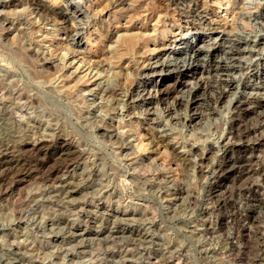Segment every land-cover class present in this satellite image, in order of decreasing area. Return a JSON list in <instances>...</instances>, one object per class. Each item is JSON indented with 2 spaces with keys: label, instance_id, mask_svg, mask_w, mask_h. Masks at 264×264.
Instances as JSON below:
<instances>
[{
  "label": "rangeland",
  "instance_id": "obj_1",
  "mask_svg": "<svg viewBox=\"0 0 264 264\" xmlns=\"http://www.w3.org/2000/svg\"><path fill=\"white\" fill-rule=\"evenodd\" d=\"M239 95L264 98V0H0V264H264V141L217 169Z\"/></svg>",
  "mask_w": 264,
  "mask_h": 264
},
{
  "label": "bare ground",
  "instance_id": "obj_2",
  "mask_svg": "<svg viewBox=\"0 0 264 264\" xmlns=\"http://www.w3.org/2000/svg\"><path fill=\"white\" fill-rule=\"evenodd\" d=\"M10 1H12V0H10ZM37 1V0H36ZM116 1V0H115ZM231 4V3H230ZM58 6H60V5H58ZM194 7V6H193ZM47 8V7H46ZM62 8V7H61ZM124 9V8H123ZM69 14V13H68ZM84 14V13H83ZM192 14V13H191ZM189 18V17H188ZM202 18V17H201ZM226 24V23H225ZM79 25V24H78ZM74 26V25H73ZM80 32V31H79ZM227 32V31H226ZM76 33V32H75ZM228 34V33H227ZM130 35V34H129ZM133 37L132 36H128L127 38H126V40H127V44L130 46V44L131 43H133L134 41H133ZM133 41V42H132ZM78 42V41H77ZM135 43V42H134ZM125 45V44H124ZM133 45V44H132ZM202 46V45H201ZM234 46V45H233ZM165 47V46H164ZM223 50H224V48H223ZM70 53V52H69ZM196 53V52H195ZM192 58V57H191ZM74 60V59H73ZM70 61H72V60H70ZM81 61V60H80ZM193 62V61H192ZM233 63V62H232ZM227 64V63H226ZM168 64L167 63H161L160 64V68L161 69H163V70H171V71H174L176 74H180V73H183V71L184 70H187V71H190L191 69H193V68H195L194 66H190V65H186L185 67H183V65H178V64H173V66L171 65L170 67H168L167 66ZM146 66V65H145ZM229 66V65H228ZM159 68V69H160ZM153 69V68H152ZM155 69V68H154ZM218 69H222V65L221 64H219L218 62L217 63H214V65L212 66V68H211V70L210 71H208L207 72V75H205V76H202V80H201V82H203V84L205 85H203L204 87H206L207 89L211 86L210 84H209V74H210V72H212V71H214V70H218ZM223 70V69H222ZM156 72V71H155ZM169 72V71H168ZM218 72V71H217ZM220 72V71H219ZM97 73V72H96ZM95 73V74H96ZM147 73V72H146ZM93 74V73H92ZM94 74V75H95ZM98 74V73H97ZM201 74V73H200ZM206 74V73H205ZM204 75V74H203ZM211 75V74H210ZM217 75V74H216ZM91 76V75H90ZM97 76V75H96ZM95 76V77H96ZM201 76V75H200ZM91 77H94V76H91ZM100 80V79H99ZM192 83H194V82H192ZM198 83V82H197ZM235 83V82H234ZM95 85H96V83H94ZM190 84V83H189ZM98 85V84H97ZM197 84L195 83V85L193 86V84H192V86H191V88H194L195 86H196ZM190 87V86H189ZM191 88H188V89H191ZM212 88H214V87H212ZM224 88V87H223ZM187 89V91L190 93V90H188ZM159 90V89H158ZM126 95V94H125ZM180 97V96H179ZM193 97V96H192ZM263 97V96H262ZM176 98V97H175ZM182 98H183V96H182ZM191 99V98H190ZM231 99V98H230ZM176 100V99H175ZM170 102V101H169ZM176 102V101H175ZM180 102H181V100H180ZM180 102H178V103H180ZM256 104L257 106H259V107H261V106H264V98H261V99H259V98H257L256 96H254V95H251V96H243V95H239L238 97H236L233 101H232V103H231V109H232V114H231V116L232 115H236L237 117L236 118H234V124H232V125H234L232 128L233 129H230L231 130V132H230V130H229V133L231 134V139H233L230 143H229V141L227 142V144H229L230 145V147L231 148H233V149H236V150H238L239 152H240V155L239 156H237V157H235V158H233L232 156H225L224 158H223V160L219 163V165L217 166V169L219 170V172L220 171H222V172H225V173H228V174H232V173H234V172H236V170H240V168H241V165H239L237 162H248L249 160L247 159L248 157H249V154H248V156L246 155L247 154V151H252L253 149H256V148H258V147H260L261 145H263V141H264V133H263V131H264V115L262 116V114H259V113H254V114H257L256 116L257 117H259V121L258 122H256L255 121V123L253 124H249V122L247 123V121H248V118L249 117H247L250 113H251V111H253L254 109H252V107L251 106H254V105H252V104ZM229 104V103H228ZM230 109V108H229ZM257 109V108H256ZM237 111H239V112H237ZM237 112V113H236ZM256 112V111H255ZM261 113H263V111L261 112ZM253 114V115H254ZM171 115V114H170ZM175 116H177V115H175ZM183 116V115H182ZM250 119V118H249ZM256 119V118H255ZM176 120H178V119H176ZM231 128V127H230ZM258 130H260V133H258L257 134V131ZM250 133H256L257 135L250 141V142H247L246 140H248L250 137H248V134H250ZM246 136L248 137V139L246 138ZM163 137V136H162ZM243 138H246L245 139V141L244 140H242ZM18 139V138H17ZM16 139V140H17ZM47 139V138H46ZM165 139V138H164ZM228 139V138H227ZM236 139V140H235ZM27 140V139H26ZM229 140V139H228ZM35 141V140H34ZM37 142H31V143H24L23 144V147L25 148H28L31 152H33V154H37L38 155V152L37 151H39L40 152V144H41V141L40 142H38L39 140H36ZM216 143V142H215ZM141 144V143H140ZM18 147V146H17ZM16 147V148H17ZM68 147H69V145H68ZM68 147H66V148H61L60 149V151H59V153H57L58 154V156H57V159H55V162L53 163V161H52V163H53V165H52V167L50 168V169H48L47 171H46V177L45 178H47L48 177V180L49 181H59L60 180V176H59V172H61L62 170H65V169H68L69 168V166L72 164V153H73V150H72V152L69 150V148ZM22 148V147H21ZM5 149V148H4ZM3 149V150H4ZM7 149V148H6ZM6 149H5V151H6ZM20 149V148H19ZM23 149V148H22ZM2 150V151H3ZM1 151V152H2ZM27 151V150H26ZM188 151V150H187ZM258 151V150H257ZM0 152V153H1ZM12 152H14V150H12ZM15 152H16V150H15ZM203 152V151H202ZM252 152H254V151H252ZM233 153V152H232ZM235 153V152H234ZM259 153V152H258ZM18 154V153H17ZM203 154V153H202ZM236 154V153H235ZM252 154V153H251ZM230 155V154H229ZM14 156H15V154H14ZM43 156V155H42ZM76 156V155H75ZM198 156H199V154H198ZM254 156V155H253ZM7 157V155H6V153H1V155H0V160L1 159H3V158H6ZM20 157V156H19ZM28 157V156H27ZM13 158V157H12ZM42 158V157H41ZM17 159V158H16ZM29 159V158H28ZM180 159V158H179ZM252 159V158H251ZM254 159H255V157H254ZM7 160H9V159H7ZM12 160V159H11ZM27 160V159H26ZM41 160V159H40ZM54 160V159H53ZM76 160V159H75ZM15 161V160H14ZM31 161V160H30ZM250 161H252V160H250ZM249 161V162H250ZM18 162V161H17ZM254 162H255V160H254ZM253 162V163H254ZM5 163H6V161H5ZM16 163V162H15ZM15 163L13 164V165H15ZM20 163H22V162H20ZM23 163H25L24 161H23ZM29 163V162H28ZM32 163V162H31ZM36 163V162H35ZM45 163V162H44ZM200 163V162H199ZM203 163V162H202ZM255 163H257V162H255ZM1 164V163H0ZM34 164V163H33ZM39 165H43V163L42 162H39L38 163ZM195 164V163H194ZM241 164V163H240ZM248 165H249V163H247ZM250 164L252 165V163L250 162ZM21 165V164H20ZM26 165V164H25ZM36 165H37V163H36ZM258 165H259V163H258ZM6 166V165H5ZM8 166V165H7ZM6 166V167H7ZM12 166V165H11ZM16 166V165H15ZM14 166V167H15ZM18 166V165H17ZM22 166V165H21ZM34 166V165H33ZM38 166V165H37ZM256 166V165H255ZM254 166V167H255ZM263 166V165H262ZM261 166V167H262ZM3 167V166H2ZM20 167V166H19ZM26 167V166H25ZM32 167V166H31ZM30 167V168H31ZM35 167V166H34ZM39 167H41V166H39ZM264 167V166H263ZM5 168V167H4ZM8 168V167H7ZM17 168V167H16ZM22 168V167H21ZM74 168V167H73ZM256 168H258V166L256 167ZM13 169V168H12ZM18 169V168H17ZM24 169V168H23ZM262 169V168H261ZM8 170V169H7ZM11 170V169H10ZM254 169H251V170H249V171H253ZM256 170V169H255ZM3 172L2 173H5V169H3L2 170ZM11 171H13V170H11ZM15 171V170H14ZM17 171V170H16ZM22 171V170H21ZM66 171V170H65ZM256 171H259V169L258 170H256ZM30 172H32L29 168L28 169H26L25 170V172L23 171V172H20V171H18V172H16L15 174H16V180L15 181H21L28 173H30ZM264 172V171H263ZM262 171H261V173H260V175L262 176V178L264 179V173H263ZM0 173H1V171H0ZM13 173V172H12ZM242 173V172H241ZM10 174H11V172H10ZM30 174H32V173H30ZM235 174V173H234ZM237 174V173H236ZM235 174V175H236ZM257 174V173H256ZM3 175H6V178L7 177H9V176H7V174H3ZM2 175V176H3ZM220 175V174H219ZM227 175V174H226ZM239 175V174H238ZM248 174H246V176H247ZM255 175V174H254ZM1 176V175H0ZM62 176H64V175H62ZM230 176V175H229ZM234 176V175H233ZM233 176H232V178H233ZM237 176V175H236ZM246 176L244 177V179L246 180V179H248V178H246ZM252 176H253V174H252ZM251 176V177H252ZM228 177V176H227ZM243 177V176H242ZM249 177V176H248ZM250 177V178H251ZM230 178H231V176H230ZM229 178V179H230ZM231 178V179H232ZM256 178V177H255ZM13 179V178H12ZM15 179V178H14ZM25 179V178H24ZM88 179V178H87ZM242 179V178H241ZM5 180V179H4ZM7 180V179H6ZM251 180V179H250ZM247 181V180H246ZM252 182L254 181V180H251ZM261 181H263V180H261ZM5 182V181H4ZM10 182V181H9ZM231 182V181H230ZM239 182H240V180H239ZM49 183V182H48ZM57 183H59V182H57ZM56 183V184H57ZM253 183H255V182H253ZM257 183V182H256ZM255 183V184H256ZM8 184V183H7ZM88 184V183H87ZM48 185V184H47ZM77 185V184H76ZM224 185V184H223ZM242 185V184H241ZM240 185V186H241ZM261 185V184H260ZM82 186V185H81ZM243 186V185H242ZM2 187V186H1ZM53 187V186H52ZM246 187V186H245ZM4 188V187H3ZM62 188V187H61ZM237 188V187H236ZM241 188V187H240ZM248 188V187H247ZM2 189V188H1ZM6 189V188H5ZM238 189H239V186H238ZM237 189V190H238ZM258 189V188H257ZM241 190V189H240ZM248 191V190H247ZM56 192V191H55ZM61 194H62V192H61ZM64 194V193H63ZM218 194V193H217ZM242 194V193H241ZM244 194H245V192H244ZM174 196V195H173ZM177 196V195H176ZM243 196V195H242ZM175 197V196H174ZM243 198V197H242ZM247 198V197H246ZM246 198H244V199H246ZM251 201V200H250ZM256 201V200H255ZM260 201V200H259ZM258 202V201H257ZM264 202V201H263ZM262 202V203H263ZM261 203V204H262ZM248 204V203H247ZM264 205V204H263ZM258 206V205H257ZM83 210V209H82ZM240 211H238V213H239ZM234 213H235V211H234ZM237 214V213H236ZM129 217V216H128ZM120 221H121V219H120ZM129 222V221H128ZM130 224V223H129ZM222 224V223H221ZM224 228V227H223ZM109 229V228H108ZM216 229V228H215ZM221 229V228H220ZM81 231V230H80ZM136 233V232H135ZM68 234V233H67ZM117 235V234H116ZM120 235H122V234H120ZM119 235V236H120ZM131 236H133V235H131ZM122 237V236H121ZM125 237V236H124ZM137 237H139V236H137ZM55 238V237H54ZM110 238V237H109ZM147 238H149V237H147ZM121 239V238H120ZM123 239V238H122ZM142 239V238H141ZM137 240V239H136ZM110 241V240H109ZM131 241V240H130ZM76 243V242H75ZM147 243V242H146ZM79 244V243H78ZM144 245V244H143ZM82 246V245H81ZM151 246V245H150ZM236 247V246H235ZM165 248V247H164ZM66 250H68V249H66ZM147 250V249H146ZM141 252V251H140ZM147 252V251H146ZM67 253V252H66ZM166 253V252H165ZM120 256H121V254H120ZM124 258V257H123ZM115 259V258H114ZM119 259V258H118ZM156 259V258H155ZM167 260V259H166ZM121 261V260H120ZM119 261V262H120ZM112 262V261H111ZM118 262V263H119ZM116 263V262H115ZM178 264V263H177Z\"/></svg>",
  "mask_w": 264,
  "mask_h": 264
}]
</instances>
